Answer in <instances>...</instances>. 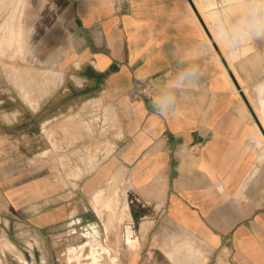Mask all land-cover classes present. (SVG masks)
<instances>
[{
  "label": "crops",
  "instance_id": "1",
  "mask_svg": "<svg viewBox=\"0 0 264 264\" xmlns=\"http://www.w3.org/2000/svg\"><path fill=\"white\" fill-rule=\"evenodd\" d=\"M17 1L0 0V22ZM192 1L264 127L256 110L264 112V40L230 53L216 39L211 18L235 11L239 0ZM20 3L37 55L59 67L97 74L103 101L116 112L119 126L104 166L106 178L122 171L119 187L127 189L133 207L139 246L131 252L123 247L127 264H171L166 251L173 243L157 242L152 232L160 220L167 233L170 226L187 236L182 250L198 249L193 264H264V139L259 136L264 134L190 0ZM202 44L207 45L204 77L183 93L174 115L156 118L150 107L155 86L171 75L177 55L195 56ZM95 213L97 221L81 231V218H74L66 205L46 210L35 217L36 234L40 238L69 228L66 234L72 240L82 237L83 243L95 225L105 242ZM143 222H148L145 231ZM6 234L0 240V264H53L43 243L22 242L21 231ZM53 249L64 250L57 241ZM104 263L114 264L108 254L99 264Z\"/></svg>",
  "mask_w": 264,
  "mask_h": 264
},
{
  "label": "rangeland",
  "instance_id": "2",
  "mask_svg": "<svg viewBox=\"0 0 264 264\" xmlns=\"http://www.w3.org/2000/svg\"><path fill=\"white\" fill-rule=\"evenodd\" d=\"M14 7L13 3L12 11ZM3 26L4 20L0 22V32ZM23 39L22 55L13 57V49L0 53V215L8 218L0 221V240L3 242L10 231H21L22 242L44 244L54 259L53 264H99L104 254L115 264L112 252L103 250L102 244L91 243L92 228L86 232L87 239L83 243L79 242L82 237L72 240L73 236L66 234L69 228L40 234L42 239L36 234L35 217L46 210L66 205L74 218H81L77 228L85 231L87 222L97 221L96 194L109 190L110 198L117 201L125 200V192L128 200L129 196L126 188L119 187L122 171L115 170L106 178L109 170L104 164L110 156L100 150L95 152L104 141H113L115 128L119 126L115 110L107 108L103 101L101 78L87 68H63L40 58L37 44L27 28ZM257 141L260 143L259 139ZM95 153L97 162L92 169L90 158L95 157ZM79 169L84 174L77 177L75 173ZM112 189L116 192L112 193ZM115 204L113 201V206ZM131 209L133 211L132 204ZM98 216L106 232L108 216ZM123 219L129 220L125 213ZM16 222L24 226L20 229ZM147 226L148 222H143L141 230L145 231ZM169 231L167 233L165 222L160 220L152 232L156 233L157 242L168 247L173 243L166 251L171 264L181 260V253L184 258L189 250L196 254L195 247L182 250L186 245L181 244L188 241L187 236L177 235L178 230L170 226ZM55 241L64 250L53 249ZM192 241L201 248L204 246L200 241ZM76 242L81 244L69 247L68 252L67 245ZM105 242H108L107 233ZM124 253L127 264L125 249ZM197 254L200 257L199 252Z\"/></svg>",
  "mask_w": 264,
  "mask_h": 264
},
{
  "label": "clouds",
  "instance_id": "3",
  "mask_svg": "<svg viewBox=\"0 0 264 264\" xmlns=\"http://www.w3.org/2000/svg\"><path fill=\"white\" fill-rule=\"evenodd\" d=\"M215 37L224 48L236 54L249 42L264 40V0H239L236 10L218 12L211 18ZM207 45L199 46L197 54H179L171 75L154 88L151 109L156 118L174 115L183 93L195 88L206 73Z\"/></svg>",
  "mask_w": 264,
  "mask_h": 264
},
{
  "label": "bare ground",
  "instance_id": "4",
  "mask_svg": "<svg viewBox=\"0 0 264 264\" xmlns=\"http://www.w3.org/2000/svg\"><path fill=\"white\" fill-rule=\"evenodd\" d=\"M21 2H22V0H21ZM22 6L23 5L20 3V0L17 1V3L15 4V7L13 8V11L11 13L7 14V16L5 17L4 26L2 28V31L0 32V53H4L8 49H13V57L23 54V50H24L23 49V40H24L23 37H24V33H25V23H24L25 19H23V16L25 17V14H24ZM234 72L236 73L235 69H234ZM256 110L258 111L260 117L262 118V121L264 122V112L259 111V108H257ZM259 136L262 139H264V137H262L261 134ZM263 142H264V140H263ZM85 148H87V147H85ZM112 149H113V142L109 141V139H108V141H104L100 146H98L95 152L97 153L100 150L101 152L106 154L105 156H107L108 153ZM79 150L80 149H77V151H79ZM96 153L94 154L95 157L91 156V158H90L91 164H89V165L92 169L94 168V162H97ZM80 154L82 155V153H80ZM92 154L93 153H91V155ZM101 155L103 156V154H101ZM88 156L90 157L89 153H88ZM77 167H78V165H77ZM72 168H74V167H72ZM73 173H75V172H73ZM76 173H75V175H77V177H80L84 174V171L82 169L81 170L79 169L78 171H76ZM116 180H118L117 177H116ZM115 192H116L115 189H112V193H115ZM124 195H125V200H122V201H117L115 198L114 199L110 198L109 194L105 193L103 191H100V193L96 194L94 197V200L96 202L95 208L97 210V213L103 217L107 215L108 221H110V222L106 221L107 222L106 233H107V241L108 242H103L102 241L103 239L101 240L100 231L98 230V228L95 225H92L93 237L91 239V243L94 245L102 244L103 250H105L107 252H112L114 254L113 256H114L115 264H120L118 262V259L121 260V262H122L121 264H126L127 257L124 253V248H126V250H133L134 248H137L139 246V242H138L139 238H138L137 230H135V228L132 225L133 223H132L130 202L127 198L126 192L124 193ZM113 201L117 203V204H115V206H113ZM118 208H120V211ZM124 213H125V216L129 218V220L123 219ZM122 244H123L124 248L121 250ZM99 249H101V248H99ZM73 251H74V253H76L75 249ZM195 252H196V254H193L192 252H190V250L187 251L186 252L187 256L185 258H184V254L181 253V260L176 261L175 264H193L197 260V257H199L197 254V252H199V251H198V249H196V247H195ZM76 256H78V254H76ZM181 261H183V263Z\"/></svg>",
  "mask_w": 264,
  "mask_h": 264
},
{
  "label": "water",
  "instance_id": "5",
  "mask_svg": "<svg viewBox=\"0 0 264 264\" xmlns=\"http://www.w3.org/2000/svg\"><path fill=\"white\" fill-rule=\"evenodd\" d=\"M190 2H191V4H192V6H193V8H194V10H195V12H196V14L198 15L200 21L202 22V24H203V26H204V28H205V30H206V32H207L209 38L211 39L212 43L214 44V47L216 48L218 54L220 55V57H221L223 63L225 64L226 68L228 69V71H229V73H230L232 79L234 80L235 84H236L237 87L239 88L242 97H243L244 100L246 101V103H247V105H248L250 111L252 112L253 116L256 118V120H257V122H258V124H259V126H260V128H261V130H262V132H263V134H264V127L262 126L261 122L259 121V119H258V117H257V115H256V113H255V111H254V109H253L251 103L249 102L247 96L245 95L244 91L242 90V88L240 87L238 81L236 80L234 74L232 73V71H231V69H230V67H229V65H228V63H227V61H226V59H225L224 56H223V53L221 52L220 48L218 47L217 43L215 42V40H214V38H213V36H212L210 30L208 29L207 25L205 24V22H204V20H203V18H202V16H201V14H200V12L198 11V9H197L196 6H195V4L193 3L192 0H190Z\"/></svg>",
  "mask_w": 264,
  "mask_h": 264
},
{
  "label": "built area",
  "instance_id": "6",
  "mask_svg": "<svg viewBox=\"0 0 264 264\" xmlns=\"http://www.w3.org/2000/svg\"><path fill=\"white\" fill-rule=\"evenodd\" d=\"M142 92H144V93H147V88L143 89V91H142Z\"/></svg>",
  "mask_w": 264,
  "mask_h": 264
}]
</instances>
